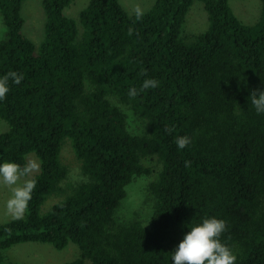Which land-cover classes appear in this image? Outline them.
I'll use <instances>...</instances> for the list:
<instances>
[{
	"label": "trees",
	"instance_id": "1",
	"mask_svg": "<svg viewBox=\"0 0 264 264\" xmlns=\"http://www.w3.org/2000/svg\"><path fill=\"white\" fill-rule=\"evenodd\" d=\"M72 1L41 0L36 46L22 31L24 0H0V75L23 73L0 100V160L39 161L24 215L0 224V264H16L4 251L20 243L76 244L64 264H171L187 226L211 215L226 221L220 238L235 264H264V114L248 98L264 88V0L251 25L229 0H197L208 27L190 37L183 26L196 0H155L139 19L118 0H88L81 33L64 13ZM145 76L158 86L130 97ZM122 107L142 119V133ZM184 134L192 142L179 149ZM66 140L80 162L74 182L61 160ZM152 175L147 225L118 223L127 187ZM53 193L68 194L41 214Z\"/></svg>",
	"mask_w": 264,
	"mask_h": 264
},
{
	"label": "rangeland",
	"instance_id": "2",
	"mask_svg": "<svg viewBox=\"0 0 264 264\" xmlns=\"http://www.w3.org/2000/svg\"><path fill=\"white\" fill-rule=\"evenodd\" d=\"M123 9L129 14L140 7L146 12L155 0H118ZM88 0H73L71 5L64 10L66 16L77 21L79 32L82 26L78 22L79 12L86 6ZM229 6L243 24L251 25L257 22L260 17V0H229ZM21 16L24 20L22 31L36 46L43 39L44 15L41 7V0H24L21 7ZM208 27L207 14L204 6L199 1H194L190 7L183 26L184 36L196 35L204 32ZM6 29L0 15V40L5 39ZM128 116L129 128L133 133H142L146 129L142 119L133 113L129 108L122 107ZM7 130V124L0 118V134ZM63 145L61 160L69 168V181L74 182L79 178L80 162L75 157L68 140ZM35 161L39 165L37 157L31 153L26 156L27 164ZM146 165L156 166L154 161H145ZM39 171V167L30 170L26 176L20 178V183L26 179H32ZM152 176L140 177L134 180L127 187V196L115 212V219L118 223L126 224L132 220H139L144 225L151 214L152 199L148 194L147 185L153 179ZM64 183H62V188ZM64 192V190H63ZM68 193H53L46 198L40 207V213H47L51 207L62 200ZM11 193L7 186L0 184V224L14 219L13 213L8 210L7 201ZM23 214L20 216L22 217ZM147 225V224H146ZM79 249L76 244L70 243L66 248L58 250L51 244L43 243H20L13 245L4 251L5 256L16 264H64L78 257Z\"/></svg>",
	"mask_w": 264,
	"mask_h": 264
},
{
	"label": "clouds",
	"instance_id": "3",
	"mask_svg": "<svg viewBox=\"0 0 264 264\" xmlns=\"http://www.w3.org/2000/svg\"><path fill=\"white\" fill-rule=\"evenodd\" d=\"M134 14L139 19L144 15V10L137 7ZM129 32L131 33L132 29H129ZM22 80L23 73L15 70L0 75V100L9 93L11 84H19ZM158 83L157 79L145 76L139 89L135 86L129 87L128 95L135 97L144 89L157 87ZM248 98L256 113L264 114V88L253 89ZM191 142L192 137L187 134L178 135L175 140L179 149L185 148ZM38 167L35 161L21 166L14 160H0V184L7 186L10 190L7 207L14 218H20L27 208L37 183L34 178L20 183V178ZM187 228L174 251L170 252L171 264H235V252L220 238L226 231V221L223 218L207 216Z\"/></svg>",
	"mask_w": 264,
	"mask_h": 264
}]
</instances>
